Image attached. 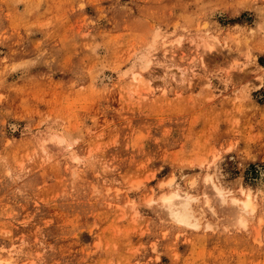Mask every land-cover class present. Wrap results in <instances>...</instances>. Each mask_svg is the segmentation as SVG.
<instances>
[{
    "label": "rangeland",
    "instance_id": "374dc122",
    "mask_svg": "<svg viewBox=\"0 0 264 264\" xmlns=\"http://www.w3.org/2000/svg\"><path fill=\"white\" fill-rule=\"evenodd\" d=\"M0 264H264V0H0Z\"/></svg>",
    "mask_w": 264,
    "mask_h": 264
},
{
    "label": "bare ground",
    "instance_id": "6f19581e",
    "mask_svg": "<svg viewBox=\"0 0 264 264\" xmlns=\"http://www.w3.org/2000/svg\"><path fill=\"white\" fill-rule=\"evenodd\" d=\"M210 36H212V35H210ZM205 37H207V36H205ZM212 37H214V36H212ZM213 39H215V37ZM206 42L207 41H204L203 43L207 44ZM185 71L186 70L181 68V67H177L176 70H171V72L174 75V77H177L179 75V77H182V78L186 74ZM170 180H172V179H170ZM206 180H210L211 181V177L207 176ZM212 188H215L218 191V194L221 195L219 197H222V199H221L222 201H225V202L227 200H229V202L231 201L238 211H242V214L243 213L254 212V210L256 208V205H255V202L253 201V199L251 197V194H247V196L244 197V198L237 197L235 195L227 196L226 193L224 192V189L221 186H219L218 184L213 183L212 184ZM216 190H215V192H216ZM243 192H244V189H243ZM179 196L185 197V201L180 206H176L175 205V198L179 197ZM190 198H192V195H190L188 193H185L183 195V194H180L178 191H174V190L172 192H170V193H164L161 196L162 202H163L164 206L169 209L170 214L175 219H177V220H179L181 222H190L189 220H190V218L192 216V211H191V208L189 206V201H190L189 199ZM149 200L152 201L153 199L151 198ZM205 203H206V207H208V208L212 207V205L210 204V201H209L208 198H205ZM242 214H241V216L239 218L240 221H243ZM259 226H260V224H259ZM8 255L11 256V254H8Z\"/></svg>",
    "mask_w": 264,
    "mask_h": 264
}]
</instances>
